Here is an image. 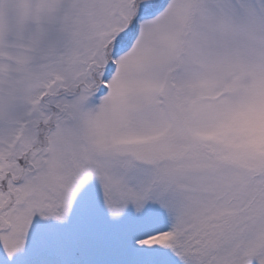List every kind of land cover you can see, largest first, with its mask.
I'll return each mask as SVG.
<instances>
[{
	"label": "snow or ice",
	"instance_id": "6c2138e0",
	"mask_svg": "<svg viewBox=\"0 0 264 264\" xmlns=\"http://www.w3.org/2000/svg\"><path fill=\"white\" fill-rule=\"evenodd\" d=\"M0 264H264V0H0Z\"/></svg>",
	"mask_w": 264,
	"mask_h": 264
}]
</instances>
